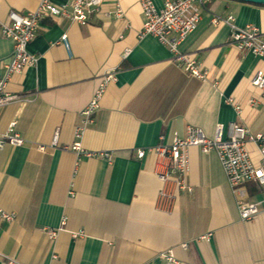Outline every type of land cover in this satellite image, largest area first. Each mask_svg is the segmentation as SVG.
<instances>
[{
	"label": "crops",
	"instance_id": "crops-1",
	"mask_svg": "<svg viewBox=\"0 0 264 264\" xmlns=\"http://www.w3.org/2000/svg\"><path fill=\"white\" fill-rule=\"evenodd\" d=\"M39 2L0 0V22L10 10L25 14ZM154 2L162 6L164 0ZM115 4L122 16L93 14L86 25L46 16L28 46L38 56L36 65L7 84L10 92L30 99L0 108V133L15 120L27 140L0 149V208L17 216L0 218V251L23 264H264V205L253 219H241L215 151L190 148L192 191L170 184L173 203L160 196L164 186L155 172L156 155L137 157L141 148L185 136L189 125L214 136L217 124L237 122L264 134V92L251 83L264 59L239 51L230 43L229 26L211 21L232 14L238 25L253 24L264 33V4L206 2L197 29L180 45L209 70L206 79L185 71L155 36L140 37L141 0H104L103 9ZM13 47L0 26V79ZM127 48L131 52L124 58ZM108 69H115V79L81 144L111 153L112 160L79 158L69 146ZM57 130L58 144L51 146ZM252 149L257 161V148ZM243 188L247 200L262 199L256 183ZM206 234L208 240H199ZM168 251L173 260L162 257ZM0 264L6 263L0 258Z\"/></svg>",
	"mask_w": 264,
	"mask_h": 264
},
{
	"label": "built area",
	"instance_id": "built-area-1",
	"mask_svg": "<svg viewBox=\"0 0 264 264\" xmlns=\"http://www.w3.org/2000/svg\"><path fill=\"white\" fill-rule=\"evenodd\" d=\"M208 0H164L162 6H157L154 0H141V8L144 16L140 37L146 35L155 36L161 43L166 45L182 68L199 79L209 77V70L199 60L198 56L184 52L180 45L194 32L202 17V9ZM104 0H69L66 3H56L53 0H40L38 6L25 14L16 10H10L6 20L0 22L2 34L10 38L14 47L8 61L4 62V75L0 79V108L13 102H26L30 98L26 94L10 92L7 89L9 80L15 74H20L28 66L36 65L38 56L29 51V43L38 34L41 21L46 16L67 17L82 25L90 22L93 14L104 13L106 16H122L123 9L120 4H115L111 10L103 9ZM212 24H226L230 28V43L241 52H252L264 59V33L253 24L240 26L236 23L234 15H214ZM66 47L69 49L67 34L62 36ZM131 52L127 48L123 54L124 58ZM115 69H108L102 73L100 83L95 89L93 96L87 106L82 110L83 121L75 129L77 141L69 146L78 157H99L112 160V154L105 151H90L82 147L81 139L85 129L94 122L96 112L100 108V102L105 94L106 88L115 79ZM251 83L264 92V69H257L251 77ZM228 102L234 104L237 112H241V106L235 104L233 99ZM255 106L257 101L251 100ZM17 122L14 120L9 124L4 133H0V149L7 145L21 146L27 141L16 129ZM163 139V137H162ZM59 141V131L53 136L51 146H56ZM197 146L203 152L215 151L222 168L226 174L228 183L235 196L239 215L242 220L247 221L258 215L264 205V134L253 132L247 126L230 122L228 125L219 123L216 126L214 136H208L202 128L189 125L185 136L175 134L169 143H160L150 148L137 150V157L143 158L148 151L157 157L155 172L164 188L160 196L173 203L176 200L175 192L169 191L167 186L172 184L180 191H192L188 182L190 171L191 147ZM252 146L257 148L259 158L253 157ZM46 146L38 145V149L45 150ZM68 148V147H67ZM254 182L260 188L262 199L249 201L246 199V191L243 186ZM15 212H8L0 208V218L8 221L16 219ZM65 223V219L63 220ZM50 237L57 235V230L48 231ZM77 235V234H75ZM210 234L199 237V240L209 239ZM187 243L182 247L186 248ZM162 257L173 260L172 251L163 252ZM0 258L6 264H23L17 258L0 251Z\"/></svg>",
	"mask_w": 264,
	"mask_h": 264
},
{
	"label": "water",
	"instance_id": "water-1",
	"mask_svg": "<svg viewBox=\"0 0 264 264\" xmlns=\"http://www.w3.org/2000/svg\"><path fill=\"white\" fill-rule=\"evenodd\" d=\"M243 1L252 2L256 4H264V0H243Z\"/></svg>",
	"mask_w": 264,
	"mask_h": 264
}]
</instances>
